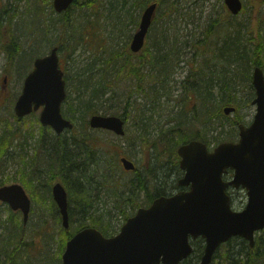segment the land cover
I'll list each match as a JSON object with an SVG mask.
<instances>
[{
  "label": "trees",
  "instance_id": "obj_1",
  "mask_svg": "<svg viewBox=\"0 0 264 264\" xmlns=\"http://www.w3.org/2000/svg\"><path fill=\"white\" fill-rule=\"evenodd\" d=\"M153 1L156 0H137L135 5L144 10ZM157 1L159 8L148 35L151 40L149 46L147 42L141 55L130 51L125 58L118 51H113L102 68L96 69L93 62L74 73L69 72L65 78L69 91L63 113L75 123L74 128L67 130L68 134L59 136L54 133L48 135L52 129L43 126L36 141L37 150L32 163L26 167L24 160L22 164L27 168L35 189L50 188L51 180L59 177L68 191L71 226L68 231L62 228L61 251L65 250L66 242L72 235L87 226L99 228L104 235H113L117 229L111 220L112 212L107 209L109 203L114 202L118 214L127 220L136 208L149 206L154 198L170 194L164 185L173 173L172 168L180 171L177 149L181 144L192 139L202 140L209 145L213 141L218 144L223 140H235L237 126L243 121L238 111L237 86L250 81L251 69L255 66H261L264 70V0L244 1L243 10L236 16L231 15L224 5L226 15L221 13L210 18L202 28L197 24L199 19L194 17L195 11L185 10L182 0ZM127 12L126 16L132 18L130 10ZM69 13L70 9L65 15H60L65 29L61 33V40L50 36V26H39L37 31L44 36L43 41L57 44L60 50H69L71 54L83 40L84 34L77 39V27L68 26L71 24ZM181 18L188 26H193L186 34H181L178 27ZM134 22L138 24L139 19L135 17ZM67 42L69 46L65 48ZM5 47L10 62L15 58L22 64L26 63L30 55L34 57L36 53L30 54L15 36L12 43ZM192 51H195L192 58H185ZM183 62L190 65L188 75L175 80L173 73L177 68L185 67ZM179 89L181 92L165 121L156 120L154 116L160 112L162 96L171 99ZM138 96L147 99L145 107L137 106L134 97ZM115 103L122 107V112L114 108ZM228 106L237 108L235 119L225 114L224 109ZM101 111L121 115L125 121L128 115L133 118L136 146L142 149L147 147L151 154L150 167L145 165L143 170L137 165L134 175L123 180L122 174L126 171L120 159L126 154L132 157L133 153L130 156L127 150L118 148L115 139L118 135L90 127L89 118ZM11 115L16 117L15 127L0 117V169L8 163L11 148H22L24 145L22 142L14 143L22 137L21 124L30 118L19 119L13 112ZM226 125H229L227 132ZM109 136L112 139H105ZM120 175L121 179L116 178ZM174 187H177V183ZM53 203L60 214L57 203L54 200ZM17 229L18 243L29 244L22 242L26 231L23 222ZM241 240L243 248L235 251V254L228 251L226 263L264 264V231L256 236L254 247L250 246L248 240ZM6 242L5 252L0 251V264L25 263L22 250L18 252L19 247L15 242L12 239ZM193 243V254L199 260L204 249L203 239ZM191 262L188 259L182 264ZM43 264L58 263L49 261Z\"/></svg>",
  "mask_w": 264,
  "mask_h": 264
},
{
  "label": "water",
  "instance_id": "obj_2",
  "mask_svg": "<svg viewBox=\"0 0 264 264\" xmlns=\"http://www.w3.org/2000/svg\"><path fill=\"white\" fill-rule=\"evenodd\" d=\"M76 0H54V9L65 12ZM234 16L243 8V0H224ZM158 2L150 3L141 15V21L131 43V51H141L152 26ZM59 47L36 58L34 70L24 81L14 111L19 118L31 115L40 108V122L51 126L57 135L74 127L62 113L67 98L64 70L60 67ZM252 82L257 105L255 118L249 126L240 123L239 141L221 142L212 151L201 140H190L177 153L184 177L174 195L156 197L153 203L140 207L129 217L114 236L104 235L100 229L87 226L67 241L61 264H181L194 251L192 240L202 237L205 248L201 264H211L216 251L235 236L255 245L257 231L264 230V70L253 69ZM236 111L228 106L225 114ZM91 128L109 130L124 136L126 121L119 115L93 114ZM125 170H135V162L123 156ZM234 177L224 180L228 170ZM231 186L247 190L248 202L244 210L232 207L228 194ZM55 202L62 214V226L69 228L68 191L57 182L52 187ZM0 201L15 211L21 210L26 225L32 208L31 198L20 183L0 187Z\"/></svg>",
  "mask_w": 264,
  "mask_h": 264
},
{
  "label": "rangeland",
  "instance_id": "obj_3",
  "mask_svg": "<svg viewBox=\"0 0 264 264\" xmlns=\"http://www.w3.org/2000/svg\"><path fill=\"white\" fill-rule=\"evenodd\" d=\"M136 1L137 0H79L75 6L70 8L68 17L71 24L68 26L70 28L74 26L77 27V39H79L82 34H84V38L80 40L74 53L70 54L69 50H60V66L65 71V78L69 72L74 73L77 69L89 66L93 64V62L96 63V69L102 68L104 61L111 57L113 51H118L122 58H125L126 54H130L131 40L138 28L140 17L143 12L138 6L136 7ZM244 1L246 2L247 0ZM182 5L185 10L192 9L195 11L194 17L197 20L199 19L197 24H200L201 28L210 18L213 19L221 13L222 15H226L225 11H223L224 5L225 8L227 7L224 0H182ZM129 10L132 18L126 16ZM60 15L65 14H59L54 10L53 0H0V23L2 25V29L0 30V117L2 116L3 119L8 120V124H11L12 127L16 125V117H13L11 113L13 112V114H15V102L22 93L25 81L24 78L33 70L34 60L37 56H44L50 52L52 47L57 45L48 44L46 40L43 41L44 36L37 30L39 26L42 28L46 25L50 26V36L60 39L61 33L65 30L64 22L61 21ZM135 17L139 19L138 24L134 22ZM24 20L27 25L24 24ZM33 21L35 24H32ZM178 27L181 29V34H186L193 29L192 24L188 26L183 18L180 19ZM201 28L198 29L201 30ZM68 32L70 33V31ZM14 36L19 44L28 49L29 53L31 52L30 54L36 52L34 57L30 55V59L26 61V63L23 62L22 64V62L15 58L12 59V62L7 59L5 46L12 43ZM147 41L149 46L151 40L147 38ZM65 45V48H68V42ZM31 48L34 50L30 51ZM194 53L195 51L186 54L185 58H192ZM182 65L185 67L177 68L173 73L175 80H181L185 75H188L186 73L189 72L190 65L185 62H183ZM252 70L253 68L251 71ZM144 72H146V69ZM251 81L252 78L250 81L241 82L237 86V96L239 98L238 106L240 105L238 108L239 116L241 117L240 120L243 119L241 123L245 125L251 124L255 118L254 115L257 109V105L252 103V100L256 97V93L255 87ZM171 84L173 85L174 82L171 81ZM217 91L218 88H216V92ZM180 92V89L175 91L171 99L166 95L162 96L160 112L156 113L154 116L156 120L165 121V118L168 116L169 111L172 110V106L175 104L176 98L178 97L177 95H179ZM134 100H137V106L145 107L147 103V99L143 96H138V98L134 97ZM113 105L114 108H119L117 111H123L122 107H119L120 105L118 106V103ZM40 111L41 109L27 116L30 118L26 120L24 124H21L23 127L22 137L16 139L14 144L22 142L24 145L22 148L17 146L16 149L12 147V155L8 156V163L0 169V187L6 184L20 183L31 197L32 208L30 211V219L26 225L25 239L22 241L23 243L29 244L24 245L21 244V242L18 243L17 240V234L19 232L17 226L23 222L22 213L20 211H13L8 204L1 202L0 251L5 252L4 248L7 246V239H12V242H15L19 247L18 252L22 250L23 259L26 261L23 264L27 262V264H43L49 261H55L61 264L62 255L65 251L64 249L62 250L63 252L61 251V235L62 228L64 227L61 224V215L58 214L53 203L54 197L52 192L53 184L60 181V178L56 177L51 180L50 188L47 186L35 189L34 185L30 182L27 168L22 165L25 160L27 163L26 167H28L35 156L37 150L36 141L43 127L39 119ZM238 111L230 115V117H233L231 119H235L234 116H236ZM100 114L104 115L105 113L101 111ZM126 119V136L115 137L119 144L118 148L127 150L129 154L133 153L130 158L145 170L146 166H151V154L149 150L146 149V146H144V149L136 146L137 140L133 134V118L128 115ZM228 126L229 125H226L225 127L226 132L229 130ZM51 129L52 132H49L48 135L51 133L55 134L54 129ZM65 134L68 133L65 132ZM238 138L239 128L236 130V138L234 141H238ZM105 139L110 140L112 136ZM220 142L216 144L213 141V143L209 145L210 149L213 150ZM125 156L129 157L128 154ZM172 172V175L168 177L165 185L161 184L166 187L165 190L169 192L170 195L180 189L177 182L183 177L181 168L180 171H178V169L174 167L172 168ZM227 174L225 175V179H230L231 176L227 177ZM133 175L134 172L132 171L124 172L122 178L125 180ZM116 178L121 179V175ZM175 183H177V187H174ZM229 193L233 198V207L236 210H243L248 202L246 189H235L232 187ZM138 208L135 209V213ZM107 209L111 210V220L115 225V230L117 229L113 235L118 234L126 220L122 214H118L117 210L114 208V202L109 203ZM66 230L68 231L70 229ZM262 232H258L257 235ZM241 245H243L242 240L237 237L223 244L216 252L217 255L212 264H227L226 253L230 251L235 254L238 250L240 251V249L243 248ZM189 260L192 261L191 264H201V257L198 260L197 257L193 255Z\"/></svg>",
  "mask_w": 264,
  "mask_h": 264
},
{
  "label": "flooded vegetation",
  "instance_id": "obj_4",
  "mask_svg": "<svg viewBox=\"0 0 264 264\" xmlns=\"http://www.w3.org/2000/svg\"><path fill=\"white\" fill-rule=\"evenodd\" d=\"M228 174H227V177L229 176H231V178L234 176V173H233V170L231 169V170H229L228 172H227ZM226 177V178H227ZM231 178L230 179H226V180H231Z\"/></svg>",
  "mask_w": 264,
  "mask_h": 264
}]
</instances>
